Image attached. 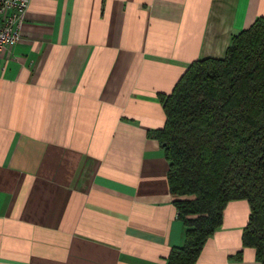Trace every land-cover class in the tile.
<instances>
[{
	"label": "crops",
	"instance_id": "1",
	"mask_svg": "<svg viewBox=\"0 0 264 264\" xmlns=\"http://www.w3.org/2000/svg\"><path fill=\"white\" fill-rule=\"evenodd\" d=\"M29 1L0 54V264H168L186 229L152 135L162 97L264 0ZM249 215L228 203L195 264H259Z\"/></svg>",
	"mask_w": 264,
	"mask_h": 264
},
{
	"label": "trees",
	"instance_id": "2",
	"mask_svg": "<svg viewBox=\"0 0 264 264\" xmlns=\"http://www.w3.org/2000/svg\"><path fill=\"white\" fill-rule=\"evenodd\" d=\"M162 102L165 124L152 135L186 229L168 264H195L233 201L249 205L243 247L264 264V18L232 37L224 59L193 62Z\"/></svg>",
	"mask_w": 264,
	"mask_h": 264
},
{
	"label": "built area",
	"instance_id": "3",
	"mask_svg": "<svg viewBox=\"0 0 264 264\" xmlns=\"http://www.w3.org/2000/svg\"><path fill=\"white\" fill-rule=\"evenodd\" d=\"M29 0H0V54L22 40Z\"/></svg>",
	"mask_w": 264,
	"mask_h": 264
}]
</instances>
